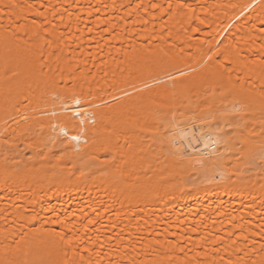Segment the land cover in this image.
Masks as SVG:
<instances>
[{
  "label": "bare ground",
  "instance_id": "1",
  "mask_svg": "<svg viewBox=\"0 0 264 264\" xmlns=\"http://www.w3.org/2000/svg\"><path fill=\"white\" fill-rule=\"evenodd\" d=\"M252 106L264 0H0V264H264Z\"/></svg>",
  "mask_w": 264,
  "mask_h": 264
},
{
  "label": "rangeland",
  "instance_id": "2",
  "mask_svg": "<svg viewBox=\"0 0 264 264\" xmlns=\"http://www.w3.org/2000/svg\"><path fill=\"white\" fill-rule=\"evenodd\" d=\"M199 99H201L202 100V98H199ZM193 100H196L195 98H193ZM192 100V103L194 104V105H192V107H193V109H189L187 112H186V110H185V112H183L184 110L183 109H181V110H183V111H181V113H180V110L179 111H176L175 113H174V115H173V113H172V116H174V117H176V116H180V114L183 116V114H185L184 115V117L186 116V117H188L189 118V121L191 120V122H193V123H199V119L201 118V121H202V119L203 118H205V121L206 120H210L211 118H212V116L213 115H215V114H217V113H219V112H216L215 113V111L214 110H207L206 109V107L207 106H203V102H202V107L201 106H199V108L198 109H196L195 107H196V105L198 106L199 104H200V102H201V100H198L197 99V101H198V104H196L195 102H197V101H193ZM203 101V100H202ZM191 103V104H192ZM228 104H235V103H233L232 102V100L229 98V99H227V100H221L218 104H216L215 105V107L217 108L219 105H221V106H226V105H228ZM237 105V104H236ZM255 106H258V105H255ZM255 106H252L251 108L252 109H254L255 111H254V113L256 114V117H255V122H259V121H263L264 120V112L262 113V112H260L259 110H258V112H257V110H256V108H255ZM232 107V106H231ZM194 108H195V110H194ZM215 108V109H216ZM236 109V108H235ZM191 110V111H190ZM195 111V113H194V111ZM198 110V111H197ZM237 110V109H236ZM190 111V112H189ZM193 111V112H192ZM204 111V112H203ZM213 111V112H212ZM183 112V113H182ZM189 113V114H188ZM260 113H262V114H260ZM177 114V115H176ZM210 114V115H209ZM192 115V116H191ZM200 117L199 119L198 118H195V117ZM208 116H209V118H208ZM207 117V118H206ZM263 117V118H262ZM198 121H197V120ZM193 120V121H192ZM212 120V119H211ZM210 120V121H211ZM197 121V122H196ZM200 121V122H201ZM204 121V120H203ZM227 129V128H226ZM229 130V131H228ZM227 131L228 132H230L229 134L230 135H233L232 133H233V130L231 129V127L230 128H228L227 129ZM242 152H243V148H242V145L240 144V143H235V145H234V147H233V152H232V154L230 155V159H229V161H228V164H227V169H229V170H232V169H236L237 167H238V169H242V168H244L245 167V165H244V162L241 160V158L243 157L242 156ZM257 167H260V166H257Z\"/></svg>",
  "mask_w": 264,
  "mask_h": 264
},
{
  "label": "snow or ice",
  "instance_id": "3",
  "mask_svg": "<svg viewBox=\"0 0 264 264\" xmlns=\"http://www.w3.org/2000/svg\"><path fill=\"white\" fill-rule=\"evenodd\" d=\"M77 103H79V101H77Z\"/></svg>",
  "mask_w": 264,
  "mask_h": 264
}]
</instances>
